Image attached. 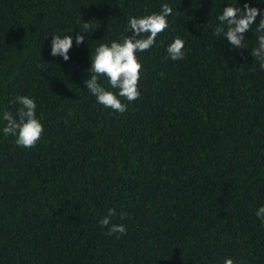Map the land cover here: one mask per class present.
Segmentation results:
<instances>
[{
    "label": "trees",
    "instance_id": "16d2710c",
    "mask_svg": "<svg viewBox=\"0 0 264 264\" xmlns=\"http://www.w3.org/2000/svg\"><path fill=\"white\" fill-rule=\"evenodd\" d=\"M225 2L0 0V110L34 96L45 129L29 149L0 135V264H264V69L255 33L241 50L213 34ZM162 3L170 27L139 54L140 97L123 114L97 105L90 49ZM84 22L89 47L49 54ZM177 35L185 58L165 59ZM109 208L127 234L98 224Z\"/></svg>",
    "mask_w": 264,
    "mask_h": 264
},
{
    "label": "clouds",
    "instance_id": "9594fccd",
    "mask_svg": "<svg viewBox=\"0 0 264 264\" xmlns=\"http://www.w3.org/2000/svg\"><path fill=\"white\" fill-rule=\"evenodd\" d=\"M260 4H264V0L245 2L243 5L240 0H226L216 16L217 23L213 34L220 37V40H226L230 50H241L248 49L245 33H255L256 44L249 49L250 56L264 69V8L259 7ZM172 12L169 4L162 3L159 11L130 15L125 23V34L118 39L100 42L93 49L89 48V75L83 84L97 105L123 114L129 105L140 97L143 69L139 54L150 51L157 45L158 38L170 27L169 17ZM79 29V32L65 31L63 35H51L49 54L68 62L74 41L76 46H80L85 44L87 38L86 46L89 47V33L93 28L84 22ZM185 43L181 36L173 37L165 45V59L183 60L186 55ZM8 103L15 105V111L0 110V135L5 138L13 137L14 144L18 147H35L45 131L42 116L38 115L36 98L15 94ZM116 214L115 209L109 208L107 214L98 219V224L102 229H106L108 236L127 234L125 224L112 222V217ZM254 214L261 226H264V204L259 205ZM119 215L123 220L127 214L121 212ZM222 264L238 262L232 256H225Z\"/></svg>",
    "mask_w": 264,
    "mask_h": 264
}]
</instances>
